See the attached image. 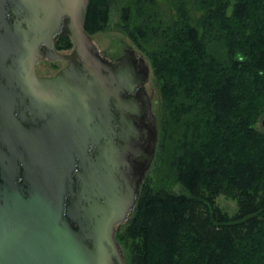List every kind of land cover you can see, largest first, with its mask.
Masks as SVG:
<instances>
[{
	"label": "water",
	"instance_id": "obj_1",
	"mask_svg": "<svg viewBox=\"0 0 264 264\" xmlns=\"http://www.w3.org/2000/svg\"><path fill=\"white\" fill-rule=\"evenodd\" d=\"M88 2L0 0V264H126L117 226L141 177L142 126L121 95L136 84L134 51L103 58ZM62 29L70 52L54 47ZM43 58L68 64L37 75Z\"/></svg>",
	"mask_w": 264,
	"mask_h": 264
},
{
	"label": "trees",
	"instance_id": "obj_2",
	"mask_svg": "<svg viewBox=\"0 0 264 264\" xmlns=\"http://www.w3.org/2000/svg\"><path fill=\"white\" fill-rule=\"evenodd\" d=\"M117 1L122 27L175 106L178 134L167 166L182 188L155 190L143 180L116 232L126 264H264V132L255 128L263 103L253 108L246 100L257 92L252 80H264L261 40L251 41L259 37L247 21L255 0H194L197 15L185 3L170 21L159 17L156 0H89L87 32L108 27ZM214 33L223 35L219 51L208 44ZM60 43L72 45L68 37ZM204 116L220 137L205 130ZM219 195L234 199L236 210L221 207Z\"/></svg>",
	"mask_w": 264,
	"mask_h": 264
},
{
	"label": "rangeland",
	"instance_id": "obj_3",
	"mask_svg": "<svg viewBox=\"0 0 264 264\" xmlns=\"http://www.w3.org/2000/svg\"><path fill=\"white\" fill-rule=\"evenodd\" d=\"M187 5H186V4ZM186 5L193 14H198L196 7L194 6V0H156V8L160 13V18L165 21H170L171 18L177 15V5ZM122 5L121 1H117L116 9L113 12V15L110 19L109 25L106 29L91 33L93 44L97 47L98 51L103 55L111 58H118L124 53L125 48H132L135 52L143 57L148 66H149V78L145 84L146 91L148 92L151 98V106L152 112L155 116L156 125H157V141L155 146V153L151 159V162L146 169L144 182L149 185L150 188L155 190H171V191H181V186L176 183L173 179L172 174L167 166L168 161V153L169 147H171V143L176 139L178 130L177 125L175 123V116H174V107L171 105V102L165 100L163 93L160 89L159 79H157L153 67L150 63L149 58L147 57L145 50L140 48L139 45L137 46L136 43L131 39V36L124 30L122 27L119 14H120V6ZM185 7V6H183ZM182 8V6L180 7ZM183 9V8H182ZM230 9H228V12ZM247 21L253 26L256 31L255 35L258 36V39H252L251 41L256 42L258 41L255 46L258 47L259 53L263 52L262 57V65L264 64V0H255L253 2V8ZM237 23H233L229 27L237 28ZM229 27H227L229 29ZM247 29V28H246ZM159 32V30H157ZM244 33V32H243ZM215 34V33H214ZM213 34L212 37L209 38V43L211 46L215 47L218 51L220 50V43L223 38V35L216 33ZM155 43V41H154ZM247 42L246 47H248ZM70 48V47H69ZM148 48V46H147ZM224 49L221 50V52ZM68 50H61V52H67ZM65 61L63 60H50L48 58H44L41 60L35 67L36 72L40 75H53L55 74L60 68L65 65ZM258 77V76H257ZM247 80L242 78L240 79L241 88L248 87L246 85ZM252 86L250 87L254 89L257 88V92L254 94L253 91L247 95V104L249 106L253 104V108L259 104H262L261 108L263 109L262 113L259 115L256 123L255 128L264 132V126L261 124V119L264 115V80L256 78V80H252ZM249 89V90H250ZM167 98V97H166ZM258 106V107H259ZM188 117L192 116V113H186ZM202 120V124L206 126L205 130L208 128L211 129L212 135L216 138L220 137V129L216 128V126L209 123L204 116ZM207 123V124H206ZM189 130H192L189 128ZM214 131L216 133H214ZM206 136L205 139H209V134L205 131ZM199 135V134H197ZM202 137V136H201ZM262 156H264V152H262ZM217 203L223 207L224 209L228 210L230 213L236 210V201L232 198L226 197L224 195H219L217 197ZM124 222L117 226V232L123 226Z\"/></svg>",
	"mask_w": 264,
	"mask_h": 264
},
{
	"label": "flooded vegetation",
	"instance_id": "obj_4",
	"mask_svg": "<svg viewBox=\"0 0 264 264\" xmlns=\"http://www.w3.org/2000/svg\"><path fill=\"white\" fill-rule=\"evenodd\" d=\"M62 37H68L71 42V38L68 32L65 29H62V34L54 41V47L59 51L68 50L67 52H70L73 48L72 42H71L72 45L70 48H60V45H61L60 41ZM58 42H59V45H58ZM126 50L134 51V53L132 54L133 67H134L133 75L136 79V84L134 85L132 91H128L125 93L122 92L121 95L125 98L129 97L133 99V110L134 111L127 110L126 116L128 118H132L136 123L142 126V136H141V142L139 144L141 147V152L138 155L134 156L135 162L133 164V171L141 175L140 177V186H141L145 178L146 169L148 168L151 162V159L155 153V150L153 151L152 147H153L154 142L156 146L157 125H156L155 116L152 112L151 98L145 88V84L149 78V66L146 60L143 57L139 56L135 52V50H133L130 47L125 48L124 53L121 56L125 54ZM121 56H119L118 58H111V57L103 56V58H105L112 65H116L119 63V58H121ZM63 61L66 62L65 65L63 66L65 67L68 64V61L67 60H63ZM35 72H36V69H35ZM36 74L40 75L37 72ZM45 76H49V75H45ZM145 76H147V79H145ZM153 149H155V147H153ZM140 186H139V189H140Z\"/></svg>",
	"mask_w": 264,
	"mask_h": 264
},
{
	"label": "clouds",
	"instance_id": "obj_5",
	"mask_svg": "<svg viewBox=\"0 0 264 264\" xmlns=\"http://www.w3.org/2000/svg\"><path fill=\"white\" fill-rule=\"evenodd\" d=\"M240 59H243V57H240Z\"/></svg>",
	"mask_w": 264,
	"mask_h": 264
}]
</instances>
